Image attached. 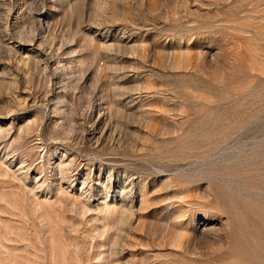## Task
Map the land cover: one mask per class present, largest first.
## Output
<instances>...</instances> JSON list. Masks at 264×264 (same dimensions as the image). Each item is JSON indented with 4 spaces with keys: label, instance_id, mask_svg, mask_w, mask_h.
<instances>
[{
    "label": "rangeland",
    "instance_id": "obj_1",
    "mask_svg": "<svg viewBox=\"0 0 264 264\" xmlns=\"http://www.w3.org/2000/svg\"><path fill=\"white\" fill-rule=\"evenodd\" d=\"M0 264H264V0H0Z\"/></svg>",
    "mask_w": 264,
    "mask_h": 264
}]
</instances>
